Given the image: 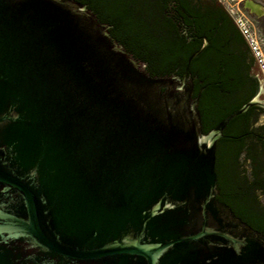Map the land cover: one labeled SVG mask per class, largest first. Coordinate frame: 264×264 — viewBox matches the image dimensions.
I'll return each instance as SVG.
<instances>
[{
    "label": "water",
    "instance_id": "1",
    "mask_svg": "<svg viewBox=\"0 0 264 264\" xmlns=\"http://www.w3.org/2000/svg\"><path fill=\"white\" fill-rule=\"evenodd\" d=\"M192 81L78 0H0V264H264L220 195Z\"/></svg>",
    "mask_w": 264,
    "mask_h": 264
},
{
    "label": "flooded vegetation",
    "instance_id": "2",
    "mask_svg": "<svg viewBox=\"0 0 264 264\" xmlns=\"http://www.w3.org/2000/svg\"><path fill=\"white\" fill-rule=\"evenodd\" d=\"M249 6L252 9L253 3ZM146 11L150 39H161L170 53L181 55L174 68L162 76L183 79L187 74L193 96L198 92L200 100L207 97L209 108L221 113L217 126L250 104L227 123L217 142L216 159L220 149L229 161L233 205H227L237 218L264 236V75L241 31L242 19L237 20L221 0H148ZM261 22L262 37L255 34L264 49V19ZM132 55L154 75L148 61ZM222 140H229L223 149ZM238 207L245 211L244 217L238 214Z\"/></svg>",
    "mask_w": 264,
    "mask_h": 264
},
{
    "label": "trees",
    "instance_id": "3",
    "mask_svg": "<svg viewBox=\"0 0 264 264\" xmlns=\"http://www.w3.org/2000/svg\"><path fill=\"white\" fill-rule=\"evenodd\" d=\"M88 6L94 12L100 22L110 25L111 34L123 43L126 49L137 57L149 62L148 69L154 74L152 76H162L169 73L180 59V53H170L161 39H150L149 17L140 22L134 18L133 6L130 1L125 0H78ZM147 10V9H146ZM148 14V13H147ZM199 93L196 92L194 98ZM198 108L202 115L203 130L205 133L214 129L216 121L221 113L215 109H210L207 97H202ZM226 132L225 135H227ZM229 140H222L220 147L227 146ZM216 172L218 175L219 198L222 202L232 206V195L229 187V161L220 152L216 159ZM233 208V207H232ZM238 214L245 216V211L238 207Z\"/></svg>",
    "mask_w": 264,
    "mask_h": 264
},
{
    "label": "rangeland",
    "instance_id": "4",
    "mask_svg": "<svg viewBox=\"0 0 264 264\" xmlns=\"http://www.w3.org/2000/svg\"><path fill=\"white\" fill-rule=\"evenodd\" d=\"M126 1V0H125ZM130 1V3L133 6V16L140 22L144 21L145 19L148 18L147 14V7H148V0H127ZM250 3H255L260 5L259 12H262L261 10L263 9L262 13L259 12H253L252 9H255V6L253 4V8H249ZM232 6H231V5ZM227 6L230 7L232 13L235 15L237 20L242 19L243 22H245L247 25L251 27L252 33L255 35H261V28L260 26L262 25V20L264 17H261L262 14H264V0H229V3H227ZM261 23V25H260ZM262 37V35H261ZM261 46L262 42L260 41Z\"/></svg>",
    "mask_w": 264,
    "mask_h": 264
},
{
    "label": "built area",
    "instance_id": "5",
    "mask_svg": "<svg viewBox=\"0 0 264 264\" xmlns=\"http://www.w3.org/2000/svg\"><path fill=\"white\" fill-rule=\"evenodd\" d=\"M221 1L224 3H229V0H221ZM239 24L241 27V31L246 36L251 47L253 48L254 54L258 59L260 68H261L263 75H264V49L260 45L256 34L254 35L252 33L251 27L249 25H247L245 22H243L242 20H240Z\"/></svg>",
    "mask_w": 264,
    "mask_h": 264
},
{
    "label": "bare ground",
    "instance_id": "6",
    "mask_svg": "<svg viewBox=\"0 0 264 264\" xmlns=\"http://www.w3.org/2000/svg\"><path fill=\"white\" fill-rule=\"evenodd\" d=\"M253 4H254L255 8L257 9V10H254V9L253 10L256 11V12H258L261 6L258 5V4H255V3H253ZM262 12H263V9H262ZM262 12H259V13H262Z\"/></svg>",
    "mask_w": 264,
    "mask_h": 264
}]
</instances>
